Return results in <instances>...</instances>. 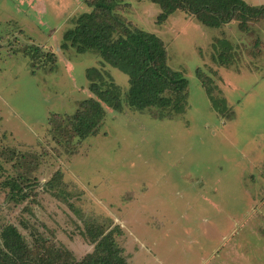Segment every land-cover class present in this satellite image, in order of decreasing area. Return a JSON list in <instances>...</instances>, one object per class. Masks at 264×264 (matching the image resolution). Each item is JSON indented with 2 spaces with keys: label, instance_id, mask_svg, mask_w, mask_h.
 Instances as JSON below:
<instances>
[{
  "label": "rangeland",
  "instance_id": "obj_1",
  "mask_svg": "<svg viewBox=\"0 0 264 264\" xmlns=\"http://www.w3.org/2000/svg\"><path fill=\"white\" fill-rule=\"evenodd\" d=\"M122 1L116 13L159 36L187 78L180 106L132 109L128 75L63 48L94 0H0V232L14 225L56 264L95 251L90 228L114 232L131 264H264V13L158 23L152 0ZM92 82L123 108L102 103L81 141L61 122L98 99Z\"/></svg>",
  "mask_w": 264,
  "mask_h": 264
},
{
  "label": "trees",
  "instance_id": "obj_2",
  "mask_svg": "<svg viewBox=\"0 0 264 264\" xmlns=\"http://www.w3.org/2000/svg\"><path fill=\"white\" fill-rule=\"evenodd\" d=\"M152 2L161 9L158 23H164L180 9L196 16L208 27H217L234 19L245 22L249 16L264 13V6H249L243 0ZM122 3V0H94L90 4L92 11L79 16L76 26L65 33L63 48L75 47L79 53L96 51L109 64L128 75L130 89L126 102L132 109L143 111L180 106L187 96V78L169 66L168 51L159 36L127 24L116 13ZM90 90L98 99L84 101L74 116L61 122L71 123L70 129L81 141L98 134L105 117L102 103L114 110L123 108V101L116 91L102 90L93 82ZM89 231L99 238L95 251L81 261L66 264H131L124 248L116 243L114 232H100L91 228ZM30 253L17 227L7 225L1 228L0 264H56L57 258L54 256L45 254L35 258ZM61 255L64 256L62 251Z\"/></svg>",
  "mask_w": 264,
  "mask_h": 264
},
{
  "label": "crops",
  "instance_id": "obj_3",
  "mask_svg": "<svg viewBox=\"0 0 264 264\" xmlns=\"http://www.w3.org/2000/svg\"><path fill=\"white\" fill-rule=\"evenodd\" d=\"M243 1L247 2V4L251 3L249 0H243ZM251 5L264 6V0H255V2L252 3Z\"/></svg>",
  "mask_w": 264,
  "mask_h": 264
}]
</instances>
